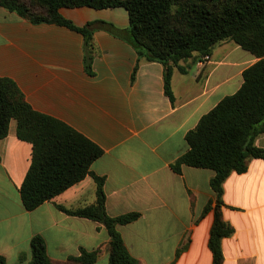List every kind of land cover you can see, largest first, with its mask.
Here are the masks:
<instances>
[{"label": "crops", "instance_id": "obj_1", "mask_svg": "<svg viewBox=\"0 0 264 264\" xmlns=\"http://www.w3.org/2000/svg\"><path fill=\"white\" fill-rule=\"evenodd\" d=\"M59 11L76 26L96 20L113 25L112 31L97 27L92 34L91 74L84 67L81 33L33 24L0 7V75L16 82L33 109L102 149L90 169L104 177L106 212L139 214L117 225L132 257L140 264H212L213 213L204 209L214 205V171L182 165L177 173L171 164L188 149L186 132L239 89L243 70L257 58L230 40L215 44L207 58L194 53L172 67L170 99L164 91L165 65L138 60L128 41L124 8ZM12 121L0 139V254L7 264H30V240L39 235L52 260L78 256L83 248L97 251L92 264H107L104 225L56 207L93 203L96 183L90 175L35 209L22 205L19 187L32 146L16 137ZM255 144L264 148V133ZM222 187V218L233 228L221 239L223 264H264V158L251 159L243 173H230Z\"/></svg>", "mask_w": 264, "mask_h": 264}, {"label": "trees", "instance_id": "obj_2", "mask_svg": "<svg viewBox=\"0 0 264 264\" xmlns=\"http://www.w3.org/2000/svg\"><path fill=\"white\" fill-rule=\"evenodd\" d=\"M80 6L122 7L127 11V39L138 60L165 65L164 91L170 99L172 67L194 53L204 58L215 44L230 40L257 58L243 70L239 89L223 97L186 132L188 149L171 164L177 173L182 165L214 171L210 181L214 205H206L204 213H213L208 237L212 264H223L221 239L233 232L222 218L223 182L232 172H245L251 159L264 158V148L255 144L256 137L264 133V0H0V7L33 24L52 23L81 33L84 67L91 74L92 34L97 27L110 31L114 27L103 20L76 26L59 11ZM11 120L16 124V137L32 146L31 162L19 187L24 208L35 209L90 175L96 183L93 203L56 207L104 225L109 236L107 264H140L128 252L117 229L118 224L132 222L139 214L110 216L105 208L104 177L90 169L102 149L62 121L33 109L16 82L0 75V139L7 136ZM30 247V264H92L97 257L96 250L82 248L78 256L52 260L39 235L31 238ZM0 264H7L1 254Z\"/></svg>", "mask_w": 264, "mask_h": 264}, {"label": "rangeland", "instance_id": "obj_3", "mask_svg": "<svg viewBox=\"0 0 264 264\" xmlns=\"http://www.w3.org/2000/svg\"><path fill=\"white\" fill-rule=\"evenodd\" d=\"M14 127V121H12V128ZM9 262H12V261H9ZM13 264H24L22 262H19V261H15L13 262Z\"/></svg>", "mask_w": 264, "mask_h": 264}, {"label": "built area", "instance_id": "obj_4", "mask_svg": "<svg viewBox=\"0 0 264 264\" xmlns=\"http://www.w3.org/2000/svg\"><path fill=\"white\" fill-rule=\"evenodd\" d=\"M208 56H204V58H207Z\"/></svg>", "mask_w": 264, "mask_h": 264}]
</instances>
